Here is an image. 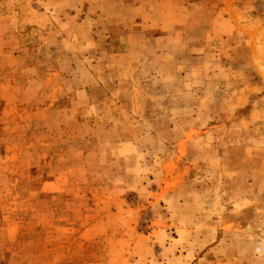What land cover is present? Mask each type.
Here are the masks:
<instances>
[{
	"label": "rangeland",
	"instance_id": "1",
	"mask_svg": "<svg viewBox=\"0 0 264 264\" xmlns=\"http://www.w3.org/2000/svg\"><path fill=\"white\" fill-rule=\"evenodd\" d=\"M0 264H264V0H0Z\"/></svg>",
	"mask_w": 264,
	"mask_h": 264
},
{
	"label": "crops",
	"instance_id": "2",
	"mask_svg": "<svg viewBox=\"0 0 264 264\" xmlns=\"http://www.w3.org/2000/svg\"><path fill=\"white\" fill-rule=\"evenodd\" d=\"M203 256H204V253H203Z\"/></svg>",
	"mask_w": 264,
	"mask_h": 264
}]
</instances>
